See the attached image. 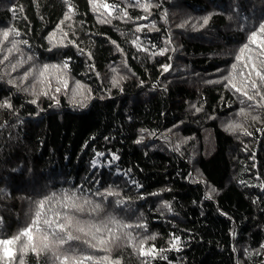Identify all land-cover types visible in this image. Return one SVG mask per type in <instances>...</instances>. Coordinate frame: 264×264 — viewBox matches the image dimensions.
Returning a JSON list of instances; mask_svg holds the SVG:
<instances>
[{"label": "trees", "instance_id": "obj_1", "mask_svg": "<svg viewBox=\"0 0 264 264\" xmlns=\"http://www.w3.org/2000/svg\"><path fill=\"white\" fill-rule=\"evenodd\" d=\"M70 2L71 12L66 0H0V103L11 104L0 107V239L19 235L35 219V201L61 189L82 188L106 213L146 227L118 231L103 249L68 241L59 258L28 247L33 230V241L21 236L7 246L11 256L0 246V264H76L85 256L94 259L82 264L103 256L121 264H264V81L253 74L254 89L248 78L251 64L264 62V47L247 39L264 22V0ZM244 43L250 48L240 53ZM237 55L243 59L232 69ZM67 58L68 69L40 75L44 64ZM218 68L259 95L249 101ZM230 123L250 135L228 130ZM113 154L119 159L109 164ZM106 188L119 197L92 196Z\"/></svg>", "mask_w": 264, "mask_h": 264}, {"label": "snow or ice", "instance_id": "obj_2", "mask_svg": "<svg viewBox=\"0 0 264 264\" xmlns=\"http://www.w3.org/2000/svg\"><path fill=\"white\" fill-rule=\"evenodd\" d=\"M69 7V12L72 11V9L75 7L71 4L70 0H66ZM105 8L109 7V5L105 4ZM147 7V6H145ZM157 7H159L157 5ZM66 18H68V13L65 14ZM203 19V25H206L210 19V16L204 17ZM246 19V18H245ZM201 25V26H203ZM184 25H179V27H183ZM242 30H244L242 28ZM258 32L260 34V37L258 38ZM18 34V33H17ZM9 36L8 31L3 32V38L7 39ZM54 38V33H49V36L46 37V39L49 40V43H52ZM248 41L251 44H257L259 43L262 47H264V22H261L259 24L257 31H251V34L247 37ZM22 43H28L27 41H21ZM170 39L166 41V43H169ZM3 41L0 40V44H2ZM68 43H73V41H69ZM15 42H13V48H15ZM55 47V45H53ZM155 47V45H153ZM250 48L249 43H244L243 46L240 48V53H245ZM12 49H9L11 51ZM167 50V48L161 49L159 54L163 55L164 52ZM48 51H51V49H48ZM33 58L31 56L28 57V60H32ZM237 63L232 64V69H236L238 66V62L243 59L242 55H237L235 57ZM5 60H7V57H5ZM69 61L70 58L65 59L62 61L60 65H43V71L40 72L41 76H44L45 71L49 68H56V69H68L69 68ZM23 59L18 61L17 64L11 65L12 71H16V68L19 66H22L23 63H25ZM163 71L167 72L169 68L171 67L168 64L161 65ZM244 67H248L247 64L244 65ZM219 73H221L223 77V72L227 71V69H217ZM32 74V69H29L27 72L24 73L23 77L21 79L27 80L28 77ZM255 75V77H258L261 81H264V62H261V65L259 68L255 63L251 64V71L248 73V78L251 80V87L256 88V81L252 80L251 77ZM3 77L0 76V79ZM223 79L227 80L229 84H232V78L231 76L223 77ZM209 83H213V81H208ZM9 84H15L16 81L14 80H8ZM79 82L77 81V84ZM143 81H141V84ZM64 86L67 87V82H64ZM17 87L19 88V84H17ZM232 87L236 88L237 92L243 91V95L247 97L249 101L255 99V95H259V92H257L255 95H249L248 91L236 87L235 84H232ZM23 91H28V89H22ZM56 91L59 92L60 88H56ZM44 95H48L47 92L43 93ZM33 95H36L35 92H33ZM52 99H55V97H52ZM37 101L36 99H33L31 101L32 104H35ZM56 103L58 104L59 101L56 100ZM242 103H244L242 101ZM260 103L261 107H264V96H261ZM81 107L84 105L81 103ZM0 107H11V104L8 99L4 100L2 103H0ZM202 109L197 108L196 111H201ZM241 116H247L248 113L246 112L245 108L240 109ZM253 119H257V117H253ZM183 123V122H181ZM173 127H178V125H174ZM228 130L235 131L237 128L243 130L246 135H250V133L247 132L246 129H243L242 124L238 123H230L227 126ZM141 132H144V129L140 130ZM261 131H264V129H261ZM143 137H141L142 140ZM107 139V138H106ZM141 140H137L136 143H140ZM97 155H103V153H97ZM119 157L115 154L112 155V159L109 161V164H111L112 160H118ZM93 167L96 166L97 161L93 160L92 162ZM18 169H14L16 171ZM130 171V170H129ZM264 187V185H261ZM89 192H92L91 189L88 190ZM214 191V190H213ZM152 195H156L153 193ZM92 196H98L101 197V200H106L109 196H117L119 197V193L114 191L112 188H106L103 192H101L99 189H96L95 192H92ZM123 203L122 200H117L116 204ZM195 203V202H194ZM35 204L37 206L35 211V219L32 220V223L29 224L27 227L23 228V230L19 233V235H11L10 239H0V246H4L3 251L8 255H12V250L8 248L7 246L12 244L15 241H19L21 239V236L27 237V240L29 242L33 241V230H35L38 233V237L36 240V243H29L28 247L32 249V251L37 253V256L39 255L40 251H51L53 256L55 258H59L56 254L59 248L67 243L68 241L73 240H81L84 239V242L89 244L92 248H104V246L109 242V240L113 237H115L116 233L120 230L124 229H130L133 227L136 228H143L146 227L145 224H137L132 225L125 223L121 221L119 218L114 216L111 213H106L105 207L101 202H97L92 197H90L87 193L83 191V189H61L60 193L57 194L55 192H52L50 194L44 195L42 199H39L35 201ZM46 204L49 205L48 209L46 210L45 206ZM167 206V204H166ZM57 209H64L65 211L61 212ZM171 210V209H169ZM95 213V216L89 217V219L84 220L81 219L77 214L78 213ZM224 215H227L226 213ZM3 218L0 217V224H2ZM43 224L47 226L48 229H52L53 226H55L56 229H59V232H46L42 230L39 225ZM127 238L132 241L135 240V237H133L130 233H125ZM90 239H87L89 238ZM155 236H149L145 237L144 240L140 241V244L142 245L145 240H154ZM179 237L173 236L170 240L171 247L178 250V242ZM95 241V243H93ZM154 247V246H153ZM107 250V249H105ZM164 249H161L160 252L162 253ZM261 252H264V245L261 246L260 249ZM141 255H149L154 254L150 252H145L141 250ZM67 260L68 258L65 257ZM94 258L92 256H85L80 259L76 260V264H82V260H88L91 261ZM95 264H121V261H111L108 256L103 257H96L95 258Z\"/></svg>", "mask_w": 264, "mask_h": 264}, {"label": "rangeland", "instance_id": "obj_3", "mask_svg": "<svg viewBox=\"0 0 264 264\" xmlns=\"http://www.w3.org/2000/svg\"><path fill=\"white\" fill-rule=\"evenodd\" d=\"M249 2V5H250V7H254V5H252V3L250 2V1H248ZM1 47H3V49H4V47H5V42H3L1 45H0V48ZM17 56L21 59V55L20 54H17ZM28 64V63H27ZM16 70L18 71L19 70V68L17 67L16 68ZM228 70V69H227ZM55 75H57L56 73H55ZM228 75L225 73V75L223 76V77H227Z\"/></svg>", "mask_w": 264, "mask_h": 264}]
</instances>
